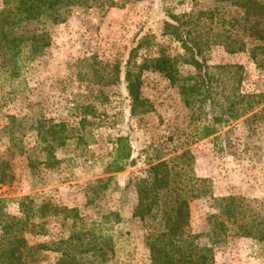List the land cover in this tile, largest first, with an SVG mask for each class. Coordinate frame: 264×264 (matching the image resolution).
I'll return each mask as SVG.
<instances>
[{"label": "rangeland", "instance_id": "obj_1", "mask_svg": "<svg viewBox=\"0 0 264 264\" xmlns=\"http://www.w3.org/2000/svg\"><path fill=\"white\" fill-rule=\"evenodd\" d=\"M62 10L63 23L44 26L49 46L39 57L14 79L0 69V165L7 163L12 176L0 182L5 211L18 216L16 201L24 197L61 209L33 219L42 227L26 235L29 245L53 247L73 235L76 245L93 246L85 234L95 238L106 216L95 264H150L146 237L160 226L133 217L135 185L147 177L150 163L165 161L172 168L167 194L187 199L185 231L211 250L213 264H264V242L231 232L213 236L208 224L228 197L243 198L246 214L264 221V61L226 49L227 41L235 48L243 35L238 0H79ZM199 11L206 16L192 32L212 75L207 94L165 25ZM248 22L264 28V18ZM161 56L171 60L174 83L151 68ZM238 91L250 97L240 105ZM249 105L253 111L241 115ZM10 125L15 149H9ZM202 127L215 134L202 138ZM49 129L60 137L53 143L59 164L30 171L26 157L34 165L41 161L36 148ZM118 137L128 139L131 154L115 173ZM161 204L158 211L165 210ZM50 249L38 252L32 264H58L59 254ZM83 258L94 264L91 252Z\"/></svg>", "mask_w": 264, "mask_h": 264}, {"label": "trees", "instance_id": "obj_2", "mask_svg": "<svg viewBox=\"0 0 264 264\" xmlns=\"http://www.w3.org/2000/svg\"><path fill=\"white\" fill-rule=\"evenodd\" d=\"M75 5H79V0H2L0 9V69L7 72L11 78H16L26 63L39 57L43 50L49 46L44 26L63 23L65 19L62 9ZM238 10L242 12V17L238 18V32L241 27L243 35H238V45L235 48L233 47L234 42L227 41L226 49L230 53L247 52L250 59L264 61V28L259 29L257 22L252 25L248 22L251 16L264 18V4L256 0H238ZM205 16L206 12H190L173 17L172 21L175 25L170 23H165V25L166 29H170V34L181 43L183 51L188 56L187 62L198 70L200 79H202V86L205 88L204 92L207 94L212 75L207 72V68L199 59L202 53V48L199 47L200 43L196 40L199 36L196 34L197 32H192L194 28L200 29L201 21ZM210 16L212 18V15ZM247 22L248 24L245 25ZM244 36L246 37L245 40ZM224 40H229V38L226 37ZM214 43L221 44L218 41H214ZM151 68L174 83V69L169 58L161 56L153 59ZM241 69L242 67L238 66V87ZM197 88L198 85L187 87L188 90L192 91ZM128 90L131 94H135L137 88L134 85H129ZM249 98V96L242 95L238 91V105ZM253 109L254 106L249 105L241 115L251 113ZM11 120H13L12 117H10V124ZM201 132V137L207 138L215 134V129L202 127ZM14 134L15 132L10 125L7 134L9 149L16 148ZM43 134L49 139L41 137L38 142L36 149H39L38 154L43 156L41 161L34 165L29 159L30 156L26 157L28 160L27 168L30 171L37 166H41L45 170H53L59 164L54 156L53 143L59 141L60 137L55 134L54 130L50 129ZM22 152L24 151H19L20 154ZM24 154L27 153L24 152ZM130 154L131 148L128 139L118 137L115 148V173L122 171L123 167H118V164L127 161ZM6 170H9V165L2 163L0 165L1 183L12 179ZM171 170L169 162L150 163L147 177L135 185L137 205L133 217L140 220L152 218L160 226L158 229L149 231L146 237L150 264H213L211 250L207 247L198 246L195 242L197 237L185 231L184 225L188 218L187 199L180 197V194L177 193L173 197L167 194V191H172ZM5 202L4 199L0 198V264H32L38 252L49 250V248L59 254L58 264L91 263L87 258H83V255L86 256L89 252L93 256L92 262L96 263V259L101 253L100 241L103 238L100 227L106 223V216L99 219L96 225L98 228L95 238L93 234H85L92 236L93 246L76 245L73 242V235L68 236L65 240L55 241L52 243L53 247H49L47 244L33 246L29 245L26 235L38 233L40 231L35 229L42 227L35 224L33 219L43 218L46 213L56 215L61 209L56 206L49 208L45 203L37 204L32 199L24 197L16 201L19 213L17 216L10 215L5 211ZM221 202L218 214L208 218L210 234L213 236L221 234L224 237L225 234L231 232L233 235L264 242V221L254 219L246 214V204L243 198L228 197ZM160 203L165 210H157ZM110 216L118 219L117 214L111 213Z\"/></svg>", "mask_w": 264, "mask_h": 264}]
</instances>
